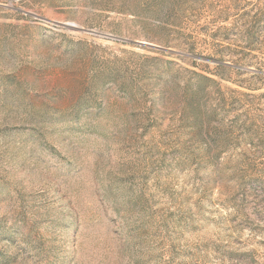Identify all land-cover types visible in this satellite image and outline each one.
I'll use <instances>...</instances> for the list:
<instances>
[{"label":"rangeland","instance_id":"rangeland-1","mask_svg":"<svg viewBox=\"0 0 264 264\" xmlns=\"http://www.w3.org/2000/svg\"><path fill=\"white\" fill-rule=\"evenodd\" d=\"M0 264H264V0H0Z\"/></svg>","mask_w":264,"mask_h":264}]
</instances>
